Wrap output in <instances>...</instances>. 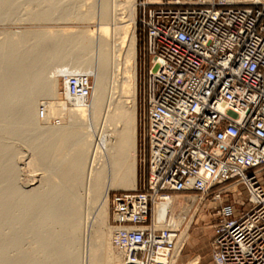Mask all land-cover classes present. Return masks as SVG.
<instances>
[{"label":"built area","instance_id":"2783aa9c","mask_svg":"<svg viewBox=\"0 0 264 264\" xmlns=\"http://www.w3.org/2000/svg\"><path fill=\"white\" fill-rule=\"evenodd\" d=\"M139 7L148 173L141 189L112 197L113 245L123 264H176L190 212L180 228L168 215L158 228L156 208L196 197L215 205L212 264H264V0ZM61 77L65 98L89 103L93 76ZM241 187L248 207L238 211L225 197Z\"/></svg>","mask_w":264,"mask_h":264},{"label":"bare ground","instance_id":"6f19581e","mask_svg":"<svg viewBox=\"0 0 264 264\" xmlns=\"http://www.w3.org/2000/svg\"><path fill=\"white\" fill-rule=\"evenodd\" d=\"M5 1L8 2L9 0H5ZM74 1L83 2V0H68L67 3L65 2V0H49L50 2L49 9L47 8L46 11H43L41 13L38 12L36 14L37 15L36 18L39 19L40 17H45V19H47L51 16V18L55 17L58 20L65 21V18L67 17H71L74 20L73 17L76 16V19L79 21L80 20L90 21V20L95 19L94 18L95 16L93 17L91 13L89 15L85 12L76 14L74 16L72 13V11L75 12V10H73L72 8ZM150 1L153 3L161 2V0H150ZM3 2H4L3 0H0L1 7H2V4H4ZM82 2L80 3L82 4ZM100 3H101V6H100L101 9L98 15L99 17L96 16L99 22H97L98 26L93 32L85 31V30L68 31V32L61 31L59 34L57 33V35L54 32L55 35L52 34L53 36L51 38L55 36L56 38L55 40H53V39L48 38L47 37L48 34L46 33L47 34L46 36L45 32L43 34L40 32L35 33V31H33V33L30 32L28 34H20L16 38H13L15 34H13L12 37H8V38L5 36V38L7 39L4 40L5 42L3 41L4 42L3 45L2 43H0L2 47L5 46L4 47L5 50L0 46V48L4 50V52L2 49L0 50L1 52H3V54L0 53V57H1L0 63L4 69V71H2L3 73L0 74V116H2L0 117V119H2V121L0 120V125L2 124V126L0 127L1 132L4 129L6 130L7 134H9V132L10 134L12 132V135H14L13 133H16V135L19 134L18 135L19 138L20 137L22 138V135L24 136V134L27 135L33 132L37 133V137L39 140L35 142L33 147L35 149L34 152H36L34 154L36 155V158L38 159V162L40 163L47 162L48 164L51 162L52 164L54 163L53 161L56 160L55 162L57 164L58 159H56V157L58 158L63 157V160L61 159V163L59 164L60 168L57 166L59 169V171L57 170L58 171L57 175L60 178L58 179L63 182V185L61 182V185H62L61 187L59 186L60 185L59 184L55 187L50 188L51 186L56 185V183L54 185L52 183V185L50 184V187L48 186L50 188L48 191L45 188L46 192L45 191L40 192L38 191L39 188L38 189L36 188V189L31 190L30 192L22 193L19 188L16 189L15 187L17 186L15 184L16 179H17L16 178L17 172L13 164L14 160L12 158L13 157L12 155L14 154L12 153L13 151L12 147H10V145L7 146V144H5V146L0 144V190L2 189L0 191L1 192L0 193V219H1L0 221V264H41L43 262L42 260H40V258L38 259L41 261V263L36 258L34 259L32 256L30 257V255L28 256L24 253L21 254V256L18 259H15V260L9 258L10 256H8L9 254L8 250L10 249V247L15 246V248H18L22 240H20L19 237H17V235L15 234H13L15 235L14 237L13 236L5 237V235L1 234L2 227L4 225L5 226L7 225L9 227L10 219L12 218V216H15L14 213L17 210V208L22 210L21 215L17 216L18 219L16 218L15 219L16 221L14 219L12 221H15L20 226H24V227H27L30 223H32V227H33L32 229L36 231V235L39 239V249H41V251H39L40 253H45L46 255V253L49 252L48 253L49 255L48 254L47 255L49 256V258H51L52 254L50 255V252L52 251V249L56 247L58 251L55 249L54 251H57L58 255L56 252H55L56 254L54 255H57L56 257H60L59 259L60 261L62 260L65 261L64 260L65 258H69V261L71 260L73 261L76 256L75 255L76 252L74 253L71 247L72 246L71 243L70 245L67 244L68 246H65L66 242L64 241V238L65 237L67 238V236L65 237L61 236L63 234L57 232L58 236L55 237L54 234L56 232L54 231L55 233H52L53 229L52 230L49 229L50 230L49 232L52 231L49 234L46 232H48V227L52 223L50 227H52L53 224H54L53 227L59 226L58 228H61V230L59 229V232L62 231V228H66V231H68L67 229H70L72 231L73 230L75 231L77 229V231H75V234H77L76 232H78V228H77L78 226L74 224L73 222L76 213L74 214V212H71V211H69V213H66L64 210L65 209L64 207L68 206L67 209L68 208L70 209L72 207V205L71 207H69V202L67 201L68 200L67 198L69 196L68 194L70 192H73L72 201H73V198L75 202L78 201V200L77 201L75 200L74 192L76 191L79 192L80 190L78 189H80V187L83 186L84 182L87 183V185L85 186V189H83L84 186L82 187V189L87 191L86 195L93 196V200H97V201L102 200V204H103L102 206L100 205L102 207L101 208L102 228L101 230L98 231L99 235L97 238V240L98 239L100 240L99 243H101V245L99 246V249L96 248L97 250L90 249L91 252L89 251L90 257H89L88 264H101L99 262H101L103 258L101 259V261H99L98 258H100L102 254L99 257L98 254L100 253L98 252L103 253L104 261H105L103 262L106 264H123L122 254L115 248L112 242L113 227L108 224V219H109L108 217H109V203H110L111 188L116 187V188H123L127 190L137 189V158H138L137 156H138V153H137L136 92H137L138 71H137V62H136V58H137V55H136V42H137L136 25H137L138 0H101ZM3 6L5 7L6 5H3ZM90 7L92 9V7H94V4L93 6H90ZM90 7L88 9H90ZM92 11L93 13L94 12L96 13V10L95 11L92 10ZM87 12L89 13V10ZM0 13L2 12L0 11ZM67 20H70V19L67 18ZM117 38H120L119 46H121L122 49H123V46L126 45L127 42H129L128 51H126L125 56H127L126 63L132 62V65H130L131 66L130 69H128L129 68L128 67L125 70L128 74L129 73L130 74L127 76L128 78V80L126 81L127 84L123 88L124 89L123 91H124V94L130 96V100L126 102L116 101L117 103H114V104L111 102L112 105H114V108H113V111L109 109V111H111L109 112L107 110L105 111V108H104L105 102H107L106 101L107 99L106 89H105L107 85L106 81L108 77L107 69L109 68V65L110 66L112 65V69H114V67H116L114 66L116 64L115 63L116 59L119 60V57L122 55V54L120 55L116 54V52L118 53V51H116L117 47L115 45V43L118 40ZM95 45L99 49V52H98L100 54L99 56H101V61L96 67H94L93 65H90L89 62L81 61L83 57L85 58L86 56H88V54L86 53H89L90 51H92V48H94ZM119 46H118V50H121ZM71 52L73 54V55L71 54L72 56H74V53L77 52L78 55L76 54L77 55L76 58L80 54L81 56L79 57L81 58V60H78L79 58L77 59L75 58L74 60L72 56H70L69 54ZM127 52H128V55H127ZM67 54H69V57H67L68 56ZM84 54L86 56H82ZM65 57L68 58L69 60L71 57V59H73L71 60V62L72 61L74 62L71 63L70 61L67 60L70 63H68L67 61H64L65 62L64 63L63 60L66 59ZM121 57H123V55ZM52 61H55V62L57 61L58 66L55 64L56 68L55 66H53V68L55 69H52V72H49V74L47 75L46 72H48L47 71L48 69H46V67H48V64L50 65V62ZM120 70H121V66H120ZM69 73L86 74L89 76L94 75L93 78H95V84H94L95 87L93 85V95L88 104L83 103L80 99H72V98L67 97L64 100L61 98V94L59 91V88H60L59 75L61 74L68 75ZM112 83H114V81ZM38 96L39 97L44 96L48 98L47 102H45V104H43L42 106L44 108L43 118H41L40 116L41 109L37 110V107L35 106V103H37L36 100ZM103 111L105 112V114L103 113L102 115ZM13 116H15V118H13V120L15 119L14 123H12L13 120L12 121L10 120V118L12 119ZM62 119L67 120L65 124H62ZM70 119L71 121H69ZM76 119L80 120L78 122H82V123L87 122V120L91 122L93 121L99 122L100 120L104 119L105 122L110 123L113 127V129L110 130V135L108 136L109 138L112 139V141H110L112 147H111V151H107V152L110 155V159L112 160L111 162L114 168H116L115 170L116 175H115V171L113 170L115 177L114 179L110 177L113 180H112V183L110 181L111 184L109 186L108 185L106 186L104 184L105 169H103V167L105 165H103V167L101 166V170L103 169L104 173L102 171L96 170L97 165L96 167L94 166L95 169H92V167L89 168V166L88 167L86 166L87 165V160H86L87 150H85V147L87 144L89 143L91 144V142L95 140V139L92 140L93 135L91 132L93 131L91 130L93 128L90 130V133L85 134V137L84 135L82 136L85 139L84 144H81L79 142L81 145L80 144L77 146L74 145L73 147L75 149H70V147L72 146V142L75 141L74 138L75 139L77 138L76 140H78V136L76 137L73 131L80 130L82 129L81 126H83L81 124V126L80 125L77 126L79 127V129H76L77 127L75 125H72L73 121L74 120L76 121ZM56 120L59 122H53ZM37 121L38 122L41 121L39 122L41 123V126ZM78 122L77 124H79ZM92 124H89V126H86V127L90 129V125L91 127L94 125ZM84 125H86V123ZM74 126L76 128H74ZM95 126L97 127V125ZM72 127L74 128L73 130H72ZM84 127L85 126H83V128ZM6 128L8 129V131L9 130L10 131L8 132ZM101 129H103V127ZM103 130H106V129H103ZM107 131L109 130L107 129ZM20 133H22V135H20ZM30 135H27V136L29 137ZM27 136L25 138H27ZM100 138L102 139V136ZM43 140L47 142L45 143V145L44 144L42 145ZM27 141H30V140H27ZM104 144L106 145L107 143L104 142ZM94 146L95 145L93 143L91 147L93 148ZM99 146H101V144ZM98 148L102 150L100 147ZM105 149L106 148H104V150ZM97 150L98 149L96 147L95 151ZM66 156L67 158H65ZM47 178L49 177L47 176ZM106 182H107V179H106ZM70 195L72 194L70 193ZM76 195L80 196V194H76ZM70 197L71 196H69V198ZM180 198H183V197L173 196L172 198H170V201L165 202L163 204H158L156 208L158 228L165 227L164 225H161V221L163 220V218H165V215H168V217L170 216L169 222L172 227L174 228L181 227L184 221V218L187 217V215L190 212L189 210L191 206L189 207V205L184 204L179 209V207H177V200ZM188 200L193 206V204L196 202V197L188 198ZM72 201H70L71 204H73ZM92 202H95V201H92ZM95 203L98 205V202H95ZM74 205H76V203ZM93 205L95 207V204H92L90 206H93ZM74 207L76 206L72 207V211H76V210H73ZM77 207L76 209L78 211L80 206L78 208ZM88 208L90 207L88 206ZM77 213L79 214V212ZM97 217L100 218V216L98 215ZM75 220H77V218ZM36 222H38V224ZM75 222L77 223V221ZM46 225L48 227H47V231L45 232L44 230L46 229V227H44L45 228L44 229L43 226H46ZM94 225L96 226V224ZM14 226H17V224ZM187 227L181 232L179 245H182L184 242H186L185 240H187L188 238ZM64 231L65 230H63L62 232L65 233ZM66 233L64 235H66ZM61 237H63V240ZM71 237H74V236H71ZM76 238H73V240L75 239L77 243L78 239ZM68 239L69 237L67 238V241ZM60 241L63 242L62 246L64 247H61ZM95 244H97L98 246L97 242ZM73 245H75V243ZM91 245L95 246L94 244H91ZM39 249L37 248V250ZM181 254L182 252L181 253L180 251L177 252L176 264H178ZM76 257H78V254ZM53 259H56V258L55 257L53 258L52 256V259L51 260L48 259V260L52 261ZM67 260L68 259H66L65 262H67ZM55 261H57V259ZM55 261L53 260V262ZM53 262L51 264H53ZM73 263L75 264L76 262L73 261ZM62 264H65V263H62ZM66 264H68V262ZM69 264H72V263L69 262ZM187 264H199V257L194 258L193 260L189 261Z\"/></svg>","mask_w":264,"mask_h":264},{"label":"rangeland","instance_id":"374dc122","mask_svg":"<svg viewBox=\"0 0 264 264\" xmlns=\"http://www.w3.org/2000/svg\"><path fill=\"white\" fill-rule=\"evenodd\" d=\"M3 1H4L3 2L4 4H2L3 8L0 6V9H1L0 11L2 12V13H0V17H1L0 18V20H1L0 21V43H2V45L5 42L4 40H6L8 37H12L13 34H15V36L13 38H16L20 34H28L30 32L33 33V31H35V33L36 32H40V33H43V34L45 32V35L47 36V34H48L47 37L50 38V39H53V40H55V38H56V36L51 38L53 35H55L54 32L56 33V35H57V33L59 34L61 31L62 32L63 31L64 32H68V31L85 30V31L93 32L98 26L97 22H99V21H98V18H96V16L99 17L98 15H99V12H100V9H101V7H100L101 6V3H100L101 0H86V1L83 0V2L80 1V2H82V4L80 2L74 1L73 7H72L73 10H75V12L72 11L74 16L76 14L85 12V13H87L89 15L91 13V15L93 17L95 16L94 17L95 19L90 20V21H87V20H83V21L80 20L79 21V20L76 19V16H75V17H73L74 20L71 17H67L70 20H67V18H65V21L64 20L61 21V20L56 19L55 17L51 18V16H50L47 19H45V17H40L41 18L40 19L38 17L40 19L39 20V19L36 18L37 17L36 14L38 12L41 13L43 11H46L47 8L49 9V3H50L49 0L48 1H46V0H34V1L33 0H9L8 1L9 3L7 1H5V0H3ZM141 1L142 0H138V4H137V25H136V35H137V42H136V55H137V58H136V62H137V71H138L137 92H136V101H137V153H138V156H137L138 157L137 158V188H139V189H141L143 187V184H144V182H145V180L147 178V173H148V168H147V157H148V155L146 153L145 142H144V137H143V132H144L143 120H144V115H145L144 94H143L144 91L143 90H144V80H145V78H144L145 77V69L143 67L142 47H143L144 37H143V33L141 31V28L139 26V23H138V20L140 18V14H141V9L139 7V4H140ZM65 2L67 3L68 0H65ZM5 3H7V4H5ZM93 4H94V7H92V9H91L90 6H93ZM3 5H6V6L4 7ZM45 5H47V6H45ZM89 7H90V9H88ZM88 10H89V13L87 12ZM92 10H94V11L96 10V13L95 12L93 13ZM93 14H95V15H93ZM123 16H125V15H123ZM126 19H128V18H126ZM5 36L7 38H5ZM117 39L118 40L115 43V45L117 47L116 51H118V53L116 52V54H118V55L122 54L123 57H121L122 56L121 55L119 57V60L115 58L116 59V62H115L116 64L114 66H116V67H114V69H112V65L111 66L109 65V68H108L109 70L107 69V76H108L107 77V81H106L107 82V85H106L107 88L105 87V89H106V98H107L106 101L108 103L105 102V107H104L105 111L106 110L109 111V109L113 111L114 105H112V103L113 104L117 103L116 101H121V102L125 101L126 102V101L130 100V96L124 94V91H123L124 90L123 88L127 84L126 83V81L128 80L127 76L130 74V73L128 74L125 70L128 67H129L128 69H130V67H131L130 65H132V62L126 63V60H127L126 57L127 56H125L126 55V51H128V43L129 42H127L126 45H124L123 49H122V47L119 46V44H120L119 39L120 38H117ZM0 46H1V44H0ZM118 46H119V48L121 50H118ZM4 47L5 46H3L2 48L5 50ZM2 48H0V50ZM4 50H3V52H4ZM3 52L0 51V53H2V54H3ZM98 52H99V49L95 45V47L92 48V51L89 52L90 54L86 53V54H88V56H86L85 54L82 55V56H86L88 58H86V57L84 58L83 57L82 60H81V58L79 57V56H81L80 54H79V56L77 58H79L78 60L89 62L90 65H93L94 67H96L99 64V62L101 61V56H99L100 54ZM69 54H70V56L73 55L72 52L69 53ZM69 54H67L68 55L67 57H69ZM76 54H77V52L74 53V56H72V58L74 60H75L76 56L78 55V54L77 55ZM127 55H128V52H127ZM73 59H71V57H70V60L68 58H66V59L63 60V62L67 61V60L71 62V60H73ZM118 61L120 62L121 65L119 64ZM70 62H68V63H70ZM72 62H74V61H72ZM51 63H53V64H51ZM55 64L58 66L57 61L56 62L52 61V62H50V65L48 64V67H46V69H48L47 70L48 72H46L47 75L49 74V72H52V69L56 68ZM0 65H1V63H0ZM53 66H55V68H53ZM120 66H121V70H120ZM2 71H4V69H3V66L1 65L0 66V72H1L0 74L3 73ZM62 75H65V74L59 75V80H60L59 91H60V94H61V98L65 100V97H64V82H63V78L61 77ZM113 81H114V83H112ZM94 84H95V78H94ZM94 87H95V85H94ZM47 100H48V98H46L44 96L43 97L42 96H40V97L38 96L37 100H36L37 103H35V106L37 107V110H40V108L43 106V104H45V102H47ZM106 105H107V107H106ZM109 112H111V111H109ZM103 113L105 114L104 111L102 112V115H103ZM0 117H2V116H0ZM13 118H15V116H13L12 119L10 118V120L12 121ZM0 120L2 121V119H0ZM14 120L12 121V123H14ZM66 121L67 120L62 119V124H65ZM69 121H71V119ZM78 121H80V120H78V119H76V121L74 120L72 125H75L76 127L79 126V125L81 126V124L83 126H85V127L89 126V124H92V123L94 125L92 124L93 125L92 127L90 125V129L88 127H86V128L84 127L83 128V126H81L82 129L77 130V131L74 130L73 131L74 135L76 137L78 136V140H76L77 138L76 139L74 138L75 141L72 142V146L70 147V149H75L73 147L74 145L77 146L80 143L84 144L85 143V139H84L85 134L86 133H90V130L93 128L94 130L93 129L91 130V131H93V132H91L92 135H93V139L92 140H94V139L95 140L93 142H91V144L93 145V143H94L95 146L92 148L91 147L92 145L89 143L85 147V150H87L86 151V157H87V159H86L87 160V165L86 166L87 167L89 166V168L92 167V169H95L94 166L96 167V165H97V167H96L97 169L96 170L97 171H102L103 173H104L103 169H105L104 184L106 186L107 185L109 186L112 183V180L114 179V177L116 175V171H115L116 168H114V166H113V164L111 162L112 160L110 159V155L107 152V151H111V147H112L111 143H110V141H112V139L109 138L108 136L110 135V130H112L113 127H112V125L110 123L105 122L104 119L100 120L99 122L96 121L97 123L95 121L91 122V121L87 120V122H85L86 125H84L85 123L78 122ZM39 122H41V121H39ZM77 122L79 124H77ZM106 123H107V125H106ZM39 124L41 126V123H39ZM95 125H97V127ZM1 126H2V124L0 125V127ZM75 126H74V128H76ZM15 127H17V126H15ZM94 127H96V128H94ZM102 127H103V129H106V130L101 129ZM74 128L72 127V130ZM1 129H3V128H1ZM76 129H79V127H77ZM107 129L109 131H107ZM81 130H83V131L86 130V131H84L85 132L84 133ZM100 130H102V131H100ZM7 131H8V129H7ZM96 131H97V133L98 132L99 133L97 134ZM14 132H16V131H14ZM13 134L14 135H12V132H11V134H10V132H9V134H7L6 130H4V129L2 130V132L0 130V144H2L4 146H5V144H7V146L10 145V147H12V150H13L12 151V153L14 154V155H12L13 156L12 158L14 160L13 164H14V166H15L14 168L16 169V172H17L16 173V178L17 179L15 178L16 179L15 184L17 185V186H15L16 189L19 188L22 193H27V192H30L33 189H36V188L37 189L39 188L38 191L44 192L46 189L48 191L50 188L55 187V186H57L59 184H60L59 186L61 187L63 185V182L61 180H59L60 178L58 177V175H57L58 173L57 172L59 171L58 167H59V164L61 163V159L63 160V157H59V158L56 157V159H58L57 160L58 163L56 164V162H55L56 160L53 161L56 165L54 163L51 164V162L48 163L50 165V167L47 164V162H45L46 165H45V163H40V162H38V159L36 158V155L34 154L36 152H34L35 149L33 147L35 142L37 140H39L38 137H37V133L33 132V133L27 134V135L31 134L30 135L31 138H30V136L28 137L25 134L23 136L22 133H20V135H22V138L21 137L19 138V136H18L19 134H17V135H16V133H13ZM83 135H84V137H82ZM15 136L17 137V139H16ZM26 136L29 139L25 138ZM101 136H102V139L100 138ZM79 137L81 139L83 138L82 139L83 141ZM21 139H23V140H21ZM26 139L30 140V141H27ZM108 139H109V141H108ZM44 141L45 140L42 141L43 142L42 145L43 144L45 145V143H47L46 141L45 142ZM77 142H78V144H77ZM104 142H106L107 144L105 145ZM99 143L101 144V146H99L100 145ZM102 143H103V145H102ZM96 145H98V146H96ZM108 146H110V147H108ZM96 147L98 149L97 151H95ZM98 147H100L102 150H100ZM104 148H106L105 149L106 151L104 150ZM65 158H67V156ZM100 158H102V159H100ZM59 160H60V162H59ZM109 162L111 163V165H110ZM90 164H91V166H90ZM103 165H105L104 166L105 168L103 167ZM101 166L103 167L102 170H101ZM113 170L115 171V175H114V171ZM17 174H18V176H17ZM47 176L49 178H47ZM110 177H112L113 179L110 178ZM260 178H261L262 184L264 185V174H261ZM106 179H107V182H106ZM110 181H111V183H110ZM61 182H62V185H61ZM52 183H53V185L56 183V185L50 187V184L52 185ZM84 183H83L84 187L82 186L83 189H85V186L87 185V183H85V184ZM82 187H80V189H78V190H80L79 192L78 191H76L77 193L74 192L75 200L76 201L78 200L77 202L74 201V198H73V201H72L73 192H70L72 195H70V193L68 194L69 196H71L70 197L71 200H70L69 196L67 198L68 199L67 201L69 202V207H71V205H72V207L73 206H76V207L80 206L78 211H77L76 207L73 208V210H76L77 212H79V214L76 211H72V207L70 208L71 210L69 208L67 209L68 206L64 207L65 208L64 210H65L66 213H69V211H71V212H74V214L75 213L77 214V216L75 214V217L77 218V220H75L76 218L74 217V221H73L74 224H76L78 226L77 227L78 228V232H76L77 234H75V231H77V229L75 231L67 229L68 231L69 230L71 231V233H70V231L69 232L66 231V228H62V231L65 230L64 231L65 233L68 232V233H66V235H64L65 233H63L62 231L59 232V229L61 230V228H58L59 226L58 227H53L54 226V224H53L52 227H50V225L52 223L49 225L50 228L47 225L43 226V228L46 227V229L44 228L45 230L43 229L45 232L47 231V227H48V232H46L48 234L52 232V231L49 232L50 231L49 229H51V230L53 229L52 233L56 232L54 234L55 237L58 236V233L63 234V235L60 234L61 236H64V237L67 236V238L69 237V239H68L69 242L67 241L66 237L64 238V241L66 242L65 246H68L67 244L70 245V243H71V245H72L71 247H72L74 253L76 252L78 254V257H76L77 254L75 253L76 256H75V259L73 260L74 262H76L75 264H88L89 257H90L89 256L90 255V253H89L90 249L91 250L92 249L94 250L96 248L99 249V246L101 245V243H99L100 240L99 239L97 240V238H98V235H99L98 231L101 230V228H102V222H101L102 221V216H101V214H102L101 208L102 207L101 206L103 205L102 204V200H98V201L97 200H93V196L90 195L91 196L90 197L89 195H86L87 191L83 190ZM115 188L116 187L111 188V191H110L111 193H110L109 217H108L109 218L108 219V224L110 226H112V219H113L112 218V197H113V195L115 193H117V192H120V191H130V190L123 189V188H116V189ZM76 194H80V196L76 195ZM82 198H84V199H82ZM69 200L72 201L73 204H71ZM225 200L227 201L226 203L231 204V205H235L236 210H238V211H240L244 207H248V204H247V192H246L244 187H241L240 190L238 191V193H235V194L232 193ZM92 201L98 202V205L95 202H92ZM100 201H101V203H100ZM74 202L76 203V205H74L75 204ZM91 203L95 204V207H94V205L90 206V205H92ZM78 204H80V205H78ZM184 204L185 205L186 204L189 205V207L191 206V208L189 210L190 211V214H189L190 222L185 226V228L188 226L187 227L188 238H187V240H185L186 244L184 246V249L182 251V254H181V257H180V260H179L178 264H187L189 261L193 260L194 258H196L198 256L201 258L200 264H212V261H211V239H212V236H213V225L215 223V218H216L215 217V214H216L215 213L216 212L215 211V207H214V205H212L210 203L206 204V202H204L203 204H199L198 202H196L192 206V204L189 202L188 198H180V199L177 200V207H179V209ZM88 206L90 208H88ZM97 207L100 208V209H98ZM66 210H68V211H66ZM21 211H22L21 209L17 208L15 213L13 212L15 216H12V218L10 219L9 227L7 225L6 226L4 225L2 227V233L1 234L5 235V237H12V236L14 237L15 235H17V237H19V239L22 240L21 243L19 242L20 245L18 244L19 245L18 248H15V246L14 247H10V249L8 250V253H9L8 256H10L9 258L15 260V259H18L21 256V254L24 253V254H26L28 256L30 255V257L32 256L34 259L36 258L37 260H39L38 258H40V260L43 261L41 263V261L39 260V262L41 264H49V263L51 264L53 262V260L55 261L56 259H57L58 262L55 261V262H53V264H56V263H58V264L65 263L66 264L67 262H68V264H69V262L74 264L71 259H70L71 261H69V258H65L64 259V257H63V259L65 261H66V259H68L67 262H65L63 260H62L63 262L60 261L59 260L60 257H56L58 255V253H57L58 250H57V248L55 246H54L55 248L54 247L53 248L55 250H57V251H54V249H52V251H51L52 253L50 252V255L52 254L53 258L54 257L56 258V259H53L52 261H49V260L52 259V256H51V258H49V256H48L49 252L46 253V255H45V253H40L39 251H41V249H39V239H38V237L36 235V231H34V229H32L33 228L32 227V223H30L27 227H24V226H20L18 223L15 222L16 221L15 219L16 218L18 219L17 216L21 215ZM13 213H12V215H13ZM97 215L100 216V218L97 217ZM13 217H15V218H13ZM13 219L15 221H12ZM0 221H1V219H0ZM75 221H77V223ZM38 222H36V223L38 224ZM92 223L96 224V226L94 224H92ZM16 224H17V226H14ZM33 225H34V223H33ZM21 228H23V229H21ZM55 228H56V230H55ZM69 233H70V235H69ZM73 233H74V235H73ZM13 234H15V235H13ZM75 235H76L77 238L75 237ZM71 236H74V237H71ZM61 238L63 240V237H61ZM73 238L78 239L77 243H76L75 239L73 240ZM52 239H54V238H52ZM55 239H57V238H55ZM70 239L73 240L74 242L71 241ZM95 241L98 243V246H97V244H95L96 243ZM60 243H61V247H64V246H62L63 242L60 241ZM74 243H75V245H73ZM91 244H94L95 246H93ZM29 245H30V247H29ZM37 248L39 250H37ZM55 252L57 253V255H54V254H56ZM98 253H100V254H98L99 257L102 254V256L100 258H98L99 261H101V259L103 258L102 261L99 262V263L102 264V263L105 262L104 261V255H103L102 252H98ZM78 261H80V262H78ZM104 264H106V263H104Z\"/></svg>","mask_w":264,"mask_h":264},{"label":"crops","instance_id":"0c3cea01","mask_svg":"<svg viewBox=\"0 0 264 264\" xmlns=\"http://www.w3.org/2000/svg\"><path fill=\"white\" fill-rule=\"evenodd\" d=\"M228 196H229V195H227V196L225 197V199H226ZM226 202H227V201H226ZM209 203L212 204V205H214V204L211 203L210 201H207V202H206V204H209ZM206 204H205V205H206ZM214 207H215V205H214ZM198 257H199V256H198ZM200 261H201V258L199 257V264H200Z\"/></svg>","mask_w":264,"mask_h":264}]
</instances>
